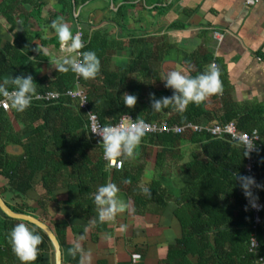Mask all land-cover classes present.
<instances>
[{"label":"crops","instance_id":"0c3cea01","mask_svg":"<svg viewBox=\"0 0 264 264\" xmlns=\"http://www.w3.org/2000/svg\"><path fill=\"white\" fill-rule=\"evenodd\" d=\"M58 16L64 17L73 33L75 26H85L88 37L96 38L92 49L100 58L101 69L87 85L81 84L86 96L98 88L109 92L108 100H116L118 95L121 99L128 85H136L144 104L150 93L159 96L168 71L177 69L195 76L214 61L221 70L222 91L199 103L206 113L191 123L206 127L216 123V118L242 117L257 109L263 111L259 120L264 122V0H88L73 5L66 14L59 0H0V82L8 79L9 88L11 78L17 74L13 64L11 67L8 63L13 44L31 48L34 42L35 52L21 73L32 74L37 90L56 88L67 74L58 72L50 62L52 57L66 54L51 27ZM49 40L52 42H45ZM142 44L143 60L131 67L139 53L136 49ZM100 47L102 52L97 51ZM110 75L115 77L112 85L105 81ZM47 111L52 126H62L66 113ZM184 112L171 105V121H179ZM38 120L28 110L17 111L11 105L8 111L0 109L1 162L4 155L15 158L23 154L19 140L25 141L31 135V126H36ZM199 134L203 133L187 131L176 144L144 136L134 157L119 158L123 172L107 169L103 181L96 173V154L86 149L81 159L71 158L82 172L84 196H80L75 178L76 167L64 170L62 164H57L55 169L62 167V171L52 174L49 162L39 163L37 172L21 169L13 175L15 184L0 177V189H10L9 197H15L8 198L10 203L19 201L16 195H21L25 203L36 208L33 216L51 226L60 245L61 264H163L168 245L182 234L174 211L181 209L184 198L194 203L202 200L199 194L203 193V180L194 175L198 161L202 163L210 155L223 163L231 162L221 142H233L223 137L211 139L220 141L212 144ZM238 156L232 155V168L238 162L242 165V153ZM156 169L163 192L149 197L143 189L151 186ZM131 179L135 182H129ZM107 182L119 186L118 195L128 207L114 219L100 221L97 206L89 211L86 203ZM3 222L0 214V264H22L9 239L13 227ZM77 240L82 251L72 255L69 249ZM39 248L34 264H55L52 245L44 243Z\"/></svg>","mask_w":264,"mask_h":264},{"label":"trees","instance_id":"16d2710c","mask_svg":"<svg viewBox=\"0 0 264 264\" xmlns=\"http://www.w3.org/2000/svg\"><path fill=\"white\" fill-rule=\"evenodd\" d=\"M86 1L88 0H59V4L62 6L63 12L66 14L71 11L73 5L77 6L79 2L82 4ZM39 8H41V5ZM75 27L76 29H74V33L77 31V27H80L82 39L85 41V47L81 51L93 50V42L96 38L88 37V30L85 29V26L77 25ZM37 37L38 35H35V38ZM45 42L50 43L52 41L49 40ZM21 45L22 44L18 42L13 44L8 59L9 66L12 67L13 64V68L16 69L17 74L15 76L22 74V67L26 63L28 57L35 52L34 42L31 48ZM137 48L138 49L136 50L139 53L135 56V61L132 63L131 67L135 66V63L142 59L141 50L143 49V44L141 47L138 46ZM97 51L102 52V47L97 49ZM22 52L26 53V56L23 55ZM24 73L28 72L25 71ZM74 77L75 74L69 71L61 82L57 81L58 83H56L57 86L55 89L37 90L40 94L46 92L59 93L61 97L58 100L49 102L33 100L32 104L26 109L34 114L39 120L37 121L36 126H31L33 129L31 135L25 141L19 140L24 150L23 154L15 158H7L8 156L4 155V161L1 162L0 160V177H3L7 183L10 184V182H13L15 184L16 181L14 180L13 175L21 172V169L25 167L32 172H37L39 169V163L41 162H49L50 165H53L51 173L62 171V167L64 170H67L68 168L74 170L76 165L71 158L79 156L81 159L83 153L86 152V149H91L96 154L97 160L94 163L95 169H97L96 173H99L97 175H100L99 179L102 181L107 177V169H111L114 172H123L124 167L121 170H115L107 166L103 159V145L96 141H91L87 136V134H89L87 113L79 109L76 101L65 95L67 91L73 88ZM114 80V75H110L105 81L112 85L115 83L112 82ZM119 80L121 81V79ZM65 81H68V85L65 84ZM88 83V79L80 77V86L81 84L87 85ZM128 86V89L126 90L127 93H134L138 97L137 104L132 108H128L124 104L123 98H119V95L116 97V100H108V91L104 93L103 90L98 91V88H96L92 93L89 92V95L87 96L88 111L97 116L101 125L116 124L128 114L132 119H143L149 123L166 122L169 125L183 126L187 123L196 121L198 117L206 113L201 104L191 103L182 114L183 116L179 121H171V105L163 107L159 111L153 110L149 98L146 97L143 104V97L141 96L138 86ZM14 87L15 85L11 84L9 90H12ZM98 92H101V95H98ZM119 92L121 93L122 91ZM158 93V97L170 96L171 89L166 88L165 82H162ZM0 98H2V96H0ZM45 107L47 108L45 109ZM51 109L56 113H59V111H64L66 113L64 114L62 126L54 127L50 123L47 118V110L50 111ZM262 114L263 111L257 109L252 110L242 117L230 115V118L224 117L222 119L221 117L219 119H214L216 120V123L214 124L221 126L233 124L238 133H250L253 130L258 132L260 138L259 149L254 155L257 158L258 163L255 166L254 172L257 176V182L259 185H264V141L262 142L261 140L262 126L264 122L259 120V117ZM202 133V135L199 134L201 138L211 141L212 144H219L220 141H213L211 140L213 138H211L210 135L205 132ZM79 135H82V137H79ZM182 135H184V133H159L156 135L146 134L145 136L155 138L160 142H168L170 144L172 140L176 144L177 142H180ZM221 143L223 144L225 151H229V161L231 162L223 163L210 155H208L202 163L198 161L197 166H195L194 175L197 180H203L201 186L203 193L199 194L203 196L202 200L194 203L190 198H184L180 209L181 211H174L175 217L180 223L182 234L180 239L174 244L168 245L163 264H257L259 259L264 260V211L262 213L263 223L253 229V212L251 210L252 202L245 197L243 190L233 175L236 172L245 174L244 165L246 153H244L241 148L236 147L237 145L235 143L231 144L227 141ZM60 150L66 152L60 154ZM239 153H242L240 161L243 163L241 165L238 162L237 167L232 168L231 165L234 164V162L231 160V157L232 155H237V157H239ZM57 164H62V167L55 169ZM156 170L157 176L153 179L152 184L149 187L151 191L149 197L160 196L159 194L163 192L162 186L159 184V171L158 169ZM74 171L77 173L75 178L77 179V185L81 190L80 196H84L86 195V192L84 191L85 187L83 186V176L80 175L81 170L76 167V170ZM27 178H30V176ZM43 180H45V177H43ZM102 181H98V183H102ZM129 182L134 183L135 180L131 179ZM252 190L254 196H258L264 206V187L254 186ZM9 194L11 195L10 189L6 187L0 189V197L12 211L19 214L35 215L36 208L25 203L21 195H16L20 198L19 201L15 200L16 202L10 203L8 198L15 199V197H9ZM221 199H223V201H221ZM86 204H88L89 211L94 210L97 206L94 198ZM88 207L86 209H88ZM0 214L2 221H4L3 224L8 222L10 228L11 226L14 227L17 223L24 222L10 219L2 212H0ZM40 221L51 229V226L45 220L41 219ZM26 224L43 237V241L45 242L41 243V247L44 246V243L51 247L50 241L40 229L29 223ZM222 225L225 226V229L220 228ZM253 235L256 237L258 247L254 251H250L249 243L250 238Z\"/></svg>","mask_w":264,"mask_h":264},{"label":"clouds","instance_id":"9594fccd","mask_svg":"<svg viewBox=\"0 0 264 264\" xmlns=\"http://www.w3.org/2000/svg\"><path fill=\"white\" fill-rule=\"evenodd\" d=\"M55 29L61 48L65 55L54 56L51 58V64L55 66L58 72H73L84 79L95 78L101 69V61L97 53L93 50H84L85 41L82 39V33L79 31L73 33L64 17L58 16L51 23ZM165 87L173 90L170 96L156 97L155 93H150V102L152 109L159 111L163 107L172 105L178 111H185L191 103H202L210 95L222 91L221 70L213 61L206 71L192 76L182 70L173 69L165 74ZM11 83L15 85L9 90V80L5 79L0 82V96L5 98L6 103L23 112L33 102L38 99L40 93L37 91V83L31 73L21 74L11 78ZM124 104L132 108L137 104L138 97L134 93L123 94ZM86 100H83V104ZM150 128L149 123L143 119H132L128 114L119 124H94L93 133L102 137L101 144L104 149V156L109 161L118 158H131L137 152L147 130ZM257 138V137H256ZM255 138V139H256ZM255 139L249 140L245 148L246 155L255 148ZM243 190L246 198L252 202L253 207H258V196H254L253 187H264L259 185L254 176L246 175L240 172L233 174ZM119 186L115 182H107L98 187L93 193L95 204L100 221L114 219L116 214L124 211L128 205L122 200L118 193ZM147 195H151L148 187L143 189ZM111 237H109L110 239ZM9 239L12 249L19 257L22 264H34L40 252L39 246L43 237L30 228L26 223H17L9 233ZM84 239L83 236L80 238ZM82 251V245L79 240L74 242V246L69 249L72 255ZM137 256L139 254H136ZM83 264V261H82Z\"/></svg>","mask_w":264,"mask_h":264},{"label":"built area","instance_id":"2783aa9c","mask_svg":"<svg viewBox=\"0 0 264 264\" xmlns=\"http://www.w3.org/2000/svg\"><path fill=\"white\" fill-rule=\"evenodd\" d=\"M77 31L81 33L80 27H77ZM217 35L219 34H216L215 36ZM220 37L221 36H219V38ZM74 74H75L74 84H73L74 87L71 90L67 91L65 95L70 99L77 101L79 109L87 113V117L89 121V126H88L89 135L91 136L93 141L101 143L102 137H100L97 133H93L94 124L99 123V121L95 114L88 111L87 96L85 92L81 89V86L79 84L80 77H78L76 73ZM215 95L219 96V93ZM60 97L61 95L59 93L46 92L44 94H40L39 98L34 100L49 102V101L58 100ZM83 100H86L84 104H83ZM9 108H10V103H6L4 97L0 98V109H2L3 111H8ZM121 122L122 120H120L116 124H119ZM149 125L150 128L146 132V134L148 135H156L159 133L183 134L187 131H194V132H205L208 135H210L211 138H215V139L227 137L231 142L235 143L238 147H240L244 153H246L245 148L247 146L248 141L254 140L257 137L255 139V148L245 156V165H244V173L246 175L254 176L257 181V176L254 171H255V166L258 163V160L254 155L257 153L259 149L260 138L256 130H253L250 133H245V132L238 133L235 127L233 126V124H227L225 126L212 124L206 127H201L200 125H196L194 123H187L183 126H178V125H169L166 122H162V123H149ZM103 159L109 168L115 170H121L123 168V162L119 159L114 161H109L105 158V156L103 157ZM257 204L259 205L258 207H253L251 203V210L253 212V225H252L253 229H255L256 226L261 225L263 223L262 213L264 211V206L259 199L257 201ZM249 245H250V251H254L258 247V243L254 235L251 236ZM257 264H264V260L259 259Z\"/></svg>","mask_w":264,"mask_h":264},{"label":"water","instance_id":"95a60500","mask_svg":"<svg viewBox=\"0 0 264 264\" xmlns=\"http://www.w3.org/2000/svg\"><path fill=\"white\" fill-rule=\"evenodd\" d=\"M0 211L10 219L24 221L40 229L46 235V237L48 238V240L52 245V249L55 257V264H61V250H60L59 242L56 239L53 232L51 231V229L46 224H44L43 222H41L39 219H37L32 215L19 214L12 211L1 197H0Z\"/></svg>","mask_w":264,"mask_h":264}]
</instances>
